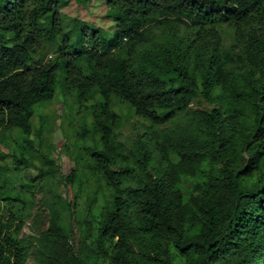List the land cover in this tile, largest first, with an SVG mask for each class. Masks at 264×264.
I'll use <instances>...</instances> for the list:
<instances>
[{
  "label": "trees",
  "instance_id": "1",
  "mask_svg": "<svg viewBox=\"0 0 264 264\" xmlns=\"http://www.w3.org/2000/svg\"><path fill=\"white\" fill-rule=\"evenodd\" d=\"M61 1L0 0V139L22 141L14 169L36 159L55 174L29 150L32 133L43 143L36 105L59 92L88 121L61 176L73 199L48 204L34 264H264V0H107L110 37L69 28ZM197 99L210 108L189 129L159 128ZM132 115L147 124L125 153L114 132ZM34 192L0 187V264H28L17 206Z\"/></svg>",
  "mask_w": 264,
  "mask_h": 264
},
{
  "label": "rangeland",
  "instance_id": "2",
  "mask_svg": "<svg viewBox=\"0 0 264 264\" xmlns=\"http://www.w3.org/2000/svg\"><path fill=\"white\" fill-rule=\"evenodd\" d=\"M108 9L107 0H91L88 3H82L78 0H62L59 6L69 28L76 22H84L89 27L97 29L102 35L110 37L115 21L108 15ZM209 108L210 105L206 101L194 100L186 113L177 116L159 128L189 129L192 125V118ZM31 124L33 127L41 126L43 143L38 145L37 137L32 133L29 140L33 144L29 150L30 152L35 150L37 156L43 154L54 159L55 174L53 176H40L39 169L42 168V165L36 159L33 160L35 163L32 166L15 170L10 154L13 149L22 146V141L19 137L18 143H13L11 138L18 139V134L15 131L5 133L0 139V153L2 154L0 165L5 167L0 172V187L4 186L12 193H16L25 189L27 185L34 186V199L17 206V211L24 218L19 239L27 251L28 264L35 263L38 239L49 226L48 204L53 200L63 204V202L73 199L75 191L61 182V176L67 175L71 171L70 155L74 149V134L84 124L88 126V121H85L82 114L75 116L74 104L57 92L49 103L35 106ZM146 124L147 121L134 115L123 118L120 127L114 132L115 142L122 147L125 153L135 150L142 141ZM48 146L54 148L51 153L48 152ZM152 156L155 158L154 153ZM152 166L154 168L157 166L155 159ZM153 172L154 169L150 167L148 169L149 175H153ZM72 240L73 245L76 246L79 241V234L75 228L73 229Z\"/></svg>",
  "mask_w": 264,
  "mask_h": 264
}]
</instances>
